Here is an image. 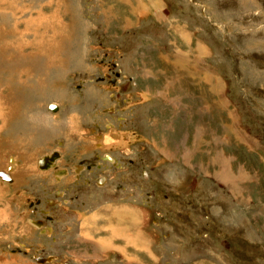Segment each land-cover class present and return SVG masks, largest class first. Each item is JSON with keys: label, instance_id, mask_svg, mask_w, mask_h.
I'll list each match as a JSON object with an SVG mask.
<instances>
[{"label": "rangeland", "instance_id": "obj_1", "mask_svg": "<svg viewBox=\"0 0 264 264\" xmlns=\"http://www.w3.org/2000/svg\"><path fill=\"white\" fill-rule=\"evenodd\" d=\"M0 2L8 29L22 16L43 20L36 30L54 44L51 67L62 58L54 70L65 73L45 68L48 91L34 76L31 100L7 126L34 117L39 142L49 123L77 115L71 126L92 144L63 158L59 137L44 144L30 157L36 178L17 188L29 165L15 172L4 148L0 264H264V0ZM10 56L1 76L22 64ZM35 65L40 74L44 63ZM9 84L0 78V94ZM51 151L54 166L37 173ZM32 197L54 217L30 216Z\"/></svg>", "mask_w": 264, "mask_h": 264}, {"label": "bare ground", "instance_id": "obj_2", "mask_svg": "<svg viewBox=\"0 0 264 264\" xmlns=\"http://www.w3.org/2000/svg\"><path fill=\"white\" fill-rule=\"evenodd\" d=\"M30 3L28 5H30ZM13 12H15V11H13ZM14 16H16V15H14ZM33 17L34 16H32L30 18L29 17L24 18V16H22L21 17V18H23L22 20L16 19L15 21L11 22L9 29L6 28V25H0V68L2 69L3 68L2 65H4L5 63H8L9 60L11 61L12 57L10 56V54L13 55L15 58L19 57L20 60H22V64L24 62V65H22L20 62H18L16 64L18 69H17L15 75H13L10 70H9V72L5 71V73H4L5 77L0 75V78L3 77L4 79L10 81L9 86H11V88H10L11 90H8L7 93L4 94V92H1V94H0V119H2L4 121L1 125V127H6L9 122H12L13 120L18 119L20 117L18 115L20 113L21 107H18V106H22L23 104H25L22 102H27V101L31 100V96L28 95L26 90L29 87H30V89L33 88L32 78L35 76V78L41 79V81H42L44 78V75H45V68L48 67V70H49V68L52 65L50 57L47 60H45V58H43L46 53L50 52V51L47 52V50H48V47L52 44V41H50L51 39H50V36L47 34V32H45V33L37 32L36 26L42 25L43 20L41 21V18H39V17H35V18H33ZM33 27H35L34 31H33ZM36 42H39V44H40L39 50L36 49ZM52 45H54V44H52ZM26 51L28 52V55L30 54L28 59H30V57L34 58V56L38 57L40 55L41 56L43 55V57L39 60L40 63L41 62L44 63L42 69H40V68L38 69L40 74L37 73V70L36 71L34 70V67L30 66V63L32 61L30 60V62L28 63L29 60L27 61V59L24 58V57H27ZM22 56L24 59H22ZM51 59H52V57H51ZM53 59H55V58H53ZM13 60H14V58H13ZM60 62H61V60H60ZM40 63L37 65V67H41ZM8 65L13 66L12 62H9ZM14 68H15V65H14ZM6 95H7V97H5ZM31 114H32V112H31ZM28 122H29V124H32V125L35 124L31 119H29ZM25 123H27V121H25ZM101 139H99L100 143L102 142ZM55 152H57V151H55ZM105 158L108 159L107 156ZM31 159H33V158H31ZM24 163L26 164L27 161H24ZM22 168H24V167L22 166ZM10 169L11 168H9V170ZM23 172L24 171L22 170L21 174H23ZM25 172H26V170H25ZM5 174L8 177V181L10 182L11 178H9L7 173H5ZM14 178L15 177H14V173H13V179ZM13 182H15V179ZM38 221H40V220H38ZM30 223H32V221H30ZM38 223L39 224L32 223V225H34L33 227H35V226L39 227V225L42 224V221L38 222ZM43 259L47 260V258H43ZM48 259L51 260V258H48Z\"/></svg>", "mask_w": 264, "mask_h": 264}, {"label": "crops", "instance_id": "obj_3", "mask_svg": "<svg viewBox=\"0 0 264 264\" xmlns=\"http://www.w3.org/2000/svg\"><path fill=\"white\" fill-rule=\"evenodd\" d=\"M24 9H26V8H24ZM33 10H35V9H33ZM42 13H43V11H42ZM28 17L30 18L32 16H28ZM34 30H35V27H33V31ZM52 46H53L52 44L49 46L48 52L49 51L50 52L46 53L45 54L46 56L45 55H44V57H43V55L42 56L40 55L38 57L34 56L35 60L33 59L32 62L34 64H36L35 67H37L38 62H39V60L42 57L47 59V58L52 56ZM24 58L25 59L29 58L28 52H27V57H24ZM24 58L22 56V59H24ZM32 58L33 57H30V59H32ZM30 59H27V61L29 60L28 63L30 62ZM64 60H67V57H64ZM32 62L30 63V66L33 67L34 64ZM61 62L63 63V59L61 60ZM4 65L9 66L8 64H4ZM59 66L58 65L57 66H52V67L49 68V71L52 70L54 72L55 76L62 77L65 74L64 70H62V69L54 70V69H58ZM40 85H42L46 91H48V87L51 90H55V89H52V88H55V86L52 84L51 78L48 79V83L44 82L43 80L40 81ZM33 87H34V84H33ZM9 90H11V89H9ZM49 96H51V95H49ZM55 98H57V97H55ZM53 105H55V104L53 103ZM38 106H41L40 103H38ZM49 106L52 107L51 104H49ZM39 108H41V107H39ZM53 110L55 111L56 107ZM41 114H43V113H40V115ZM55 116H58V115H55ZM55 116L49 115L48 117H50V121H52V120L54 121V119H55L54 117ZM31 120H33L35 122L34 117H32ZM70 120L71 121L72 120L77 121V115H69L67 119L62 118L61 120L58 119L57 122L49 123V131H48L47 135L46 136H42L39 139V142H37L36 129H35L34 124L33 125L31 124L30 126H26L25 123H24V119H22V121L20 119L17 121V125L15 127L16 129H14L13 126H11V125L6 126L7 128L5 127L3 129H0V139L3 140V145L0 147V164L3 163L4 156L7 155V153L5 152L4 148L10 147V152H9L8 155H13L11 158H13V157L16 158V160H15V164H16L15 168L18 167L17 169L12 167L11 170L15 169V172H18V169H19V167H22V164L29 165L28 171H26L23 174H21L22 176L21 175L18 176V181L22 180L23 182L20 183L18 186H13L14 188H17L20 185L25 184L24 182L26 181L27 177L28 178L29 177H32V178L35 177L36 178L37 175L35 174V170L33 168V160L31 161V158H30L31 154H32V156H35L37 153H40L39 151L44 149V146H43L44 144L49 145L47 147L54 146L55 143H56V140L58 139V137L62 140V145H59L61 150H62V152H61L62 158L64 157V155L66 156V153L70 154L71 152H74L75 150L81 153L79 156L77 155L78 157H84L85 154L89 153V150H90L91 145H92L91 141L89 140V138L88 139H84L82 131L79 132V130H75L74 125L71 126ZM81 123H82V121H81ZM1 131L2 132L5 131L8 135L5 136V137L2 136L1 135ZM12 134L14 135V137L16 139H15V141H13L11 143V141H7V139L10 136H12ZM21 149H22V151L18 152V150H21ZM14 150H17V152L14 153ZM24 161H27V163L25 164ZM36 167H37V173L38 172H42L41 170H44L43 171V173H44L45 169H47V168H41V170H40V168L38 166H36ZM22 169H24V168H22ZM7 181L8 180H6L5 182H7ZM9 187L10 186L6 185L4 182H1V180H0V202H2V203H0V210L3 211L2 214L4 215L3 219H1V215H0V232L4 229L3 220L6 219L5 214L10 213L9 212V203L7 204V206H5L4 205L5 201L4 202L2 201L3 200L2 197H4L7 194V191H9ZM15 192H16V190H15ZM17 194L19 195L18 198H19V201H20L21 194L19 193V190H18Z\"/></svg>", "mask_w": 264, "mask_h": 264}, {"label": "flooded vegetation", "instance_id": "obj_4", "mask_svg": "<svg viewBox=\"0 0 264 264\" xmlns=\"http://www.w3.org/2000/svg\"><path fill=\"white\" fill-rule=\"evenodd\" d=\"M106 79H108L109 81L111 80V78H106ZM114 100H116V103H115V105H114V107H117L118 105H120L121 103H120V101H119V99H117V98H114ZM120 119V117H118V120ZM125 118L123 117L122 118V121H123V125L125 124V120H124ZM104 156V157H103ZM105 156H107L108 158H110L111 157V159H112V161L114 160V158H112V156L109 154H105V155H102V156H100L99 158H101L102 159V157L104 158L103 160H108V161H110V159H107V158H105ZM110 156V157H109ZM100 159V160H101ZM93 166L94 165V162L93 163H88V164H86V168H88L89 169V167L90 166ZM62 168L61 167H58L57 166V169H56V167H55V169H54V171L55 172H60V170H61ZM63 170V169H62ZM61 170V171H62ZM76 170V169H75ZM80 170V169H79ZM76 172H78V171H76ZM81 172V171H80ZM75 174H78V173H75ZM60 176L62 175V174H59ZM10 176V175H9ZM5 181L7 180V179H4ZM98 184H101L102 182H104L105 180H104V176H102V175H98L97 177H96V180H95ZM76 194H74V196H75ZM71 198H73L72 196H70ZM69 197V198H70ZM77 197H78V195H77ZM32 200H33V202H32ZM36 201H37V203H36ZM25 202V204L27 203V200H25L24 201ZM35 202V203H34ZM39 202V199H36V198H34V197H32V199L30 198V200L28 201V214L30 215V216H32V217H37V214H40V215H42V217L45 219V220H48V219H52L53 217L52 216H50V214H54L55 215V213H56V211H48L47 209H42V208H40V204L38 203ZM40 202H41V200H40ZM65 202H67V200H65ZM37 208V209H36ZM39 208V209H38ZM37 211L39 212V213H37ZM43 218H41V219H43ZM43 219V220H44ZM45 220H44V222H45ZM30 221H32V222H41V220L40 221H38V219H30ZM50 221H53V220H50ZM39 226H41V227H43V222H42V224L41 225H39ZM42 228H37V230H41Z\"/></svg>", "mask_w": 264, "mask_h": 264}, {"label": "water", "instance_id": "obj_5", "mask_svg": "<svg viewBox=\"0 0 264 264\" xmlns=\"http://www.w3.org/2000/svg\"><path fill=\"white\" fill-rule=\"evenodd\" d=\"M51 109L53 110L54 108L51 107ZM58 157V153L55 152V151H51L49 155H42L38 158L37 160V166L39 168H49V167H53L54 166V160ZM0 178L2 179H7L8 180V177L7 175L0 171ZM34 224H39L37 222H32ZM36 260L38 262H43L45 259H43L42 257H37ZM48 260V258H47Z\"/></svg>", "mask_w": 264, "mask_h": 264}]
</instances>
